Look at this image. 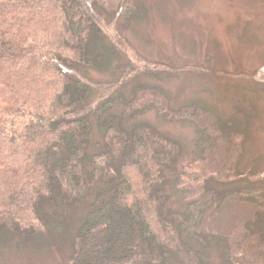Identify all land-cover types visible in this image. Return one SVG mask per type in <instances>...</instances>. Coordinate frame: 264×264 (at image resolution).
Returning a JSON list of instances; mask_svg holds the SVG:
<instances>
[{
	"label": "trees",
	"instance_id": "16d2710c",
	"mask_svg": "<svg viewBox=\"0 0 264 264\" xmlns=\"http://www.w3.org/2000/svg\"><path fill=\"white\" fill-rule=\"evenodd\" d=\"M138 7L0 1V249L57 247L70 207L88 200L71 264H264V188L229 196L206 187L210 177L251 173L235 170L246 133L222 128L205 106L176 109L160 86L138 80L125 53L132 45L119 50L104 28L118 31ZM106 66H117L119 88L93 105L82 77ZM158 69L146 67L152 76ZM152 107L202 134L191 162L169 178L185 209L167 192L184 147L143 117Z\"/></svg>",
	"mask_w": 264,
	"mask_h": 264
},
{
	"label": "rangeland",
	"instance_id": "374dc122",
	"mask_svg": "<svg viewBox=\"0 0 264 264\" xmlns=\"http://www.w3.org/2000/svg\"><path fill=\"white\" fill-rule=\"evenodd\" d=\"M137 2V14L118 27L121 33L115 25L104 28L119 50L125 49L122 45H132L125 53L135 71H142L138 80L160 86L176 109L190 103L205 106L222 128L233 125L228 128L246 133L235 170L242 173L253 167L251 173L241 181L210 177L206 185L209 192L220 190L224 191H218L220 194L230 196L234 189L264 188V0ZM42 10L41 7L38 12ZM35 19L39 20L37 14ZM147 66L159 67L158 73L152 76ZM116 67L91 69L82 77L93 89V105L104 94L119 88ZM156 110L152 107L143 117L184 147L175 170L168 173V179H173L191 162L189 153L196 150L202 134L191 122L166 119ZM225 133L229 137L233 131ZM167 192L174 207H188L183 206L185 194L170 179ZM90 202L70 207L67 233L57 247L39 249L12 244L0 249V264H71L76 223L82 214L81 222L84 220L89 209L85 211L83 205L89 207Z\"/></svg>",
	"mask_w": 264,
	"mask_h": 264
}]
</instances>
